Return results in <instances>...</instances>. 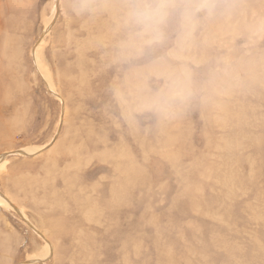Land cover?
Wrapping results in <instances>:
<instances>
[{
	"label": "rangeland",
	"instance_id": "374dc122",
	"mask_svg": "<svg viewBox=\"0 0 264 264\" xmlns=\"http://www.w3.org/2000/svg\"><path fill=\"white\" fill-rule=\"evenodd\" d=\"M0 264H264V0H0Z\"/></svg>",
	"mask_w": 264,
	"mask_h": 264
},
{
	"label": "bare ground",
	"instance_id": "6f19581e",
	"mask_svg": "<svg viewBox=\"0 0 264 264\" xmlns=\"http://www.w3.org/2000/svg\"><path fill=\"white\" fill-rule=\"evenodd\" d=\"M117 20V19H116ZM67 152V151H66Z\"/></svg>",
	"mask_w": 264,
	"mask_h": 264
}]
</instances>
